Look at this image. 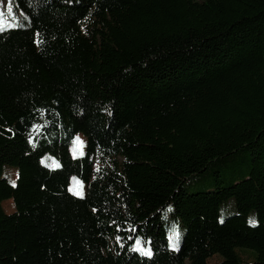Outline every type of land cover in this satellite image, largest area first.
Listing matches in <instances>:
<instances>
[{"label":"trees","instance_id":"trees-1","mask_svg":"<svg viewBox=\"0 0 264 264\" xmlns=\"http://www.w3.org/2000/svg\"><path fill=\"white\" fill-rule=\"evenodd\" d=\"M11 5L0 264H264V0Z\"/></svg>","mask_w":264,"mask_h":264},{"label":"rangeland","instance_id":"rangeland-1","mask_svg":"<svg viewBox=\"0 0 264 264\" xmlns=\"http://www.w3.org/2000/svg\"><path fill=\"white\" fill-rule=\"evenodd\" d=\"M4 5V8L3 7H0V12L3 13V10H7L8 9V6L3 4ZM3 8V9H2ZM15 25V22L14 20H11V19H7V20H4V18L2 17V15H0V27H11V26H14ZM76 137H79V140H76L75 139V143H74V146L72 148V154L74 156H78V155H83L85 153V149H86V143H87V138L86 136L83 134V133H78L76 135ZM80 141H83V143L81 144ZM9 169H11V172H12V175L9 176V179L12 181V183H15L16 181V174H17V168L16 167H13V166H10ZM72 191L75 193V192H82L83 194L85 193V183H77V182H73L72 186ZM83 196V195H82ZM3 206H4V209L7 213H11L15 210V206H14V203H13V200L12 199H8L6 201L3 202ZM233 209H232V213H233ZM239 250H243V249H237L238 253H239ZM249 251L253 256H252V259L253 260L255 258V254L256 252L254 250H247ZM223 259V256H221L220 254H214L213 256H211L209 258V263L210 264H219L221 262V260ZM243 261H250V260H247V259H244L243 258Z\"/></svg>","mask_w":264,"mask_h":264},{"label":"snow or ice","instance_id":"snow-or-ice-1","mask_svg":"<svg viewBox=\"0 0 264 264\" xmlns=\"http://www.w3.org/2000/svg\"><path fill=\"white\" fill-rule=\"evenodd\" d=\"M72 2H74V0H69V3H72ZM7 11H8L10 14L13 12V8H12V5H11V0H9V6H8ZM2 14H3V13L0 12V15H2ZM21 15H24L23 11H21ZM25 19L27 20V19H29V17L25 16ZM16 26L18 27L19 24H17ZM2 31H5V29H4L3 27H0V32H2ZM33 127H35V125H34ZM41 127H43V126H41ZM74 139L79 140V137H76V138H74ZM30 142H31V137H30ZM80 143L82 144L83 141H80ZM54 166H55V167H59V164H58V163H55ZM73 180H76V178L73 177ZM77 183H81V182L77 181ZM69 191H72V188H71V187L69 188ZM75 194H76L77 196H82V195H83V193H82V192H79V191H78V192H75ZM249 222L252 223V224L255 223L254 220H250ZM117 239L119 240V237H117ZM136 244L139 245V247H133L131 250H133V251H142V253H143L144 255H146V256H148V257H151V255H152V250H151V241H150V240L147 242V246H145V243H144L141 239H137V240H136ZM169 247H170L172 250H174V251H179L178 241L174 243V242L171 240V238H170V240H169Z\"/></svg>","mask_w":264,"mask_h":264}]
</instances>
